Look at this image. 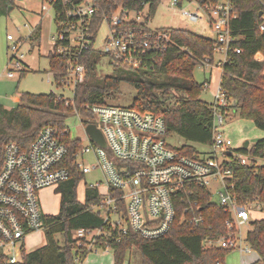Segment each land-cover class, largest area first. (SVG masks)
Instances as JSON below:
<instances>
[{"label":"built area","instance_id":"2783aa9c","mask_svg":"<svg viewBox=\"0 0 264 264\" xmlns=\"http://www.w3.org/2000/svg\"><path fill=\"white\" fill-rule=\"evenodd\" d=\"M42 1L41 14L48 15L52 11V17L49 18L55 26V33L49 37L52 44L50 53L68 58L62 89L71 88L72 93L76 85L83 83L86 78V68L80 62L85 52L102 54L111 67L122 66L136 70L147 62L148 56L164 53L170 47V36L166 30H152L147 24L142 32L129 27L130 23H144L141 16L144 11L137 15L118 12L111 17H103L100 27L106 22L108 33L99 50L94 46L97 33L92 32L98 11L97 0ZM170 6L180 7L181 4L178 0H171ZM200 9L206 13L207 24L213 39L218 43L216 52L224 54L223 62L228 52L240 53L232 46L234 39L229 30V22L237 16L233 6L229 2H222L215 7ZM181 16L190 23H197L201 19L198 12L187 10L181 11ZM263 29L264 23L260 27V30ZM33 32L34 28L29 36ZM6 40L12 43L9 46L12 52L9 61L13 60L12 68L6 76L13 78L15 72L24 69V55L20 52V43L14 41L11 35H7ZM211 64L210 59H205L202 65L208 67ZM58 98L64 99L67 106L73 104L72 99L60 95ZM211 105L214 116L211 150L209 154L199 153L196 157L186 156L178 148L167 144L165 120L159 115L112 105L86 107L93 120L90 124L99 129L109 150V153L105 152L85 133L88 145L81 146L74 155V166L82 176L97 167L104 175L102 192L100 182L88 188L97 189L102 198L90 210L101 211L107 230L74 232L87 251L111 250L109 245L102 247L97 242L101 236H113L115 243L131 234L147 241L166 236L175 220V204L178 201H182L187 214L183 221L197 227L202 223V216L197 213L195 191L204 189L228 219L225 221L227 233L215 239L205 238L203 248L238 249L240 254L253 252L248 244L243 249L237 244L240 241L238 229L251 225L254 214H264V202L256 199L240 204L230 193L234 176L232 163L246 166L250 164V159L232 157L233 144L224 134L226 118L222 112L229 102L220 84L213 93ZM63 133H69L67 127L64 131H58L46 126L40 130L28 149L13 142L3 147L0 169V255L7 257L8 264H22L23 246L16 248L17 245L29 234L44 231L40 193L51 188L56 190L70 178L68 149L60 140ZM227 152H231V155L227 156ZM89 153H93L97 161L93 167L84 166L77 160ZM218 154L229 160L218 162ZM8 248L18 250L8 255ZM75 261L79 263L80 258H75Z\"/></svg>","mask_w":264,"mask_h":264},{"label":"trees","instance_id":"16d2710c","mask_svg":"<svg viewBox=\"0 0 264 264\" xmlns=\"http://www.w3.org/2000/svg\"><path fill=\"white\" fill-rule=\"evenodd\" d=\"M178 1L180 4L195 2L200 8L215 7L222 2H229L233 6L237 16L229 22V30L234 39L232 46L240 53L230 51L226 61L218 63L222 70L219 84L229 102L222 112L226 121H249L256 129L264 131V29L260 30L264 23V0ZM159 4L160 0H97L98 11L92 32L97 33L105 16L111 17L118 12L137 15L146 9L144 23L128 24L130 28L142 32ZM14 7L15 0H0V18L6 17L9 9ZM37 30L40 28L36 27L35 35L39 34ZM158 30L167 31L170 47L164 53L148 56L147 62L136 70L115 66L119 68L116 74L100 77L96 69L103 58L102 54L94 51L83 53L80 62L86 68V78L76 85L72 105L67 106L66 101L54 93H24L14 108L6 109L0 105V169L6 143L13 142L28 149L46 126L64 131L69 112L73 111L88 118L84 125L90 124L91 116L86 107L107 105L108 100L116 98L123 82L129 83L136 91L129 108L163 117L167 136L175 134L188 144L178 148L182 154L196 157L199 153L194 145H210L213 109L210 103L200 99L208 82L198 85L192 73L205 59L212 62L218 43L213 38L188 30ZM47 59L54 85L62 88L68 58L49 53ZM63 134L60 140L68 149L70 178L55 190L60 196L58 214L42 217L45 246L28 254L22 251V264H78L75 261L77 257L81 263L91 251L79 247L74 251L77 241L72 239V233L78 230H107L101 211L90 210L93 204L102 199L97 189L87 187L84 202L77 199L78 184L83 176L74 166V155L81 148V143L73 139L70 133ZM248 148L238 151L247 155L250 164L240 166L232 163L234 176L230 193L240 204L256 199L264 202V166L256 165V160L264 161V138ZM195 192L197 213L202 216V223L197 227L183 221L187 214L182 201H178L175 204V220L166 236L147 241L131 234L119 243L112 240L113 236H101L97 242L102 247L110 246L114 264H122L133 247L141 255V264H224V258L231 250L217 247L204 249L202 243L205 238L215 239L227 233L225 221L228 216L212 202L204 189H196ZM251 226L246 243L264 264V218L254 220ZM57 235L64 240V245L55 239ZM0 264H8L6 256L0 255Z\"/></svg>","mask_w":264,"mask_h":264},{"label":"rangeland","instance_id":"374dc122","mask_svg":"<svg viewBox=\"0 0 264 264\" xmlns=\"http://www.w3.org/2000/svg\"><path fill=\"white\" fill-rule=\"evenodd\" d=\"M171 0H160V4L154 16L149 20L147 26L152 30L158 29H182L191 31L197 35L208 38L212 37V32L208 26V18L206 13L199 8L195 2L186 3L182 2L180 7H171ZM16 7L9 9L6 17L0 18V105L6 109H12L16 106V98L21 94L28 93L33 95H48L54 93L60 95L65 99H72V89L57 88L53 83V75L50 73L49 61L47 56L52 51V44L49 42L51 34L55 33V26L49 21L52 17V11L48 15L38 14V9L42 0H15ZM187 10L190 12H198L201 19L197 23H190L188 20L181 16V11ZM132 17L134 16L131 14ZM141 16L145 18L146 9ZM36 20H38L37 23ZM142 21V20H141ZM37 24V26H36ZM40 24V25H38ZM28 26V28H25ZM38 27L40 30L38 35L35 33L29 36L33 28ZM108 33V25L103 22L97 32L95 47L101 49L103 42ZM11 35L14 41L20 43V52L24 55L22 64L24 65L23 72H15L13 78H7V72L12 68L13 60L9 61L12 56L9 46L12 44L6 40V36ZM224 61V54L216 52L213 56L212 64L208 67L199 65L194 68L192 77L195 82L200 85L205 81L208 82L206 88L200 95V99L207 103L213 102V93L217 89L221 77L222 70L217 64ZM119 68L111 67L107 61L102 58L96 69L98 76L109 77L116 74ZM136 95L135 89L126 82L121 83L119 93L116 94L114 100H108L107 105L128 108L131 106L134 96ZM72 108V107H71ZM73 111V110H72ZM69 117L65 121V125L69 130L70 136L73 139L80 141L81 146L88 145L86 141V134L84 131V122L88 118H83L76 113L69 112ZM93 123V120H90ZM224 134L232 141L233 158L242 159L248 158L247 155L239 152L238 149L242 148L244 142L249 143L250 149L258 140L264 138V131L256 129L249 121L234 119L227 120L224 125ZM167 144L172 148H181L188 145L182 138L173 134L168 135L166 138ZM196 151L200 154H209L210 145H194ZM103 150L109 153L107 148ZM82 162L84 166L93 167L97 165L96 158L93 153L85 154L83 157L77 159ZM218 162L222 163L229 160L222 154L217 156ZM256 165L259 167L264 166L263 160H256ZM104 175L99 167L91 170L90 173L83 175L77 188L78 201L84 200V192L86 187L90 185H97L99 182L100 191H103ZM210 191L214 192L213 188ZM39 200L41 203L42 212L46 216L57 215L59 212L60 196L53 188L45 190L40 193ZM216 201V197L213 196ZM254 220L264 218V214L256 213L253 215ZM253 220V221H254ZM252 228L251 225H244L238 229L240 232V241L237 243L240 248H245L247 243L245 237ZM44 232V231H43ZM43 232L34 233L25 238L24 242L19 243L16 248L22 247L25 254L30 251L40 249L45 242ZM59 244L64 245V240L61 236H56ZM72 239L77 241L75 250L79 247V243L84 249V243L78 241L76 234L72 233ZM18 249H6L8 255H13ZM35 250V251H36ZM31 253V252H30ZM78 264H114V256L112 250L105 252L103 249H97L90 252L84 260ZM122 264H141V255L136 248H131ZM224 264H262L256 253H243L240 254L238 249L232 250L226 254Z\"/></svg>","mask_w":264,"mask_h":264},{"label":"water","instance_id":"95a60500","mask_svg":"<svg viewBox=\"0 0 264 264\" xmlns=\"http://www.w3.org/2000/svg\"><path fill=\"white\" fill-rule=\"evenodd\" d=\"M85 133L89 136L90 140L95 143L97 146H99L100 148H106V143L105 140L101 134V132L99 131V129H97V127L94 124H88L85 127ZM249 146V143L246 141L243 143L242 148L243 149H247ZM227 156L231 155V152H227L226 153Z\"/></svg>","mask_w":264,"mask_h":264},{"label":"crops","instance_id":"0c3cea01","mask_svg":"<svg viewBox=\"0 0 264 264\" xmlns=\"http://www.w3.org/2000/svg\"><path fill=\"white\" fill-rule=\"evenodd\" d=\"M40 6H41V3H40ZM38 14L40 15V16H42V14H41V12H40V7H39V9H38ZM49 21H50V18H49ZM38 22V20H36V22L35 23H37ZM38 25H40V24H38ZM36 26H37V24H36ZM36 26H35V28H34V32H33V34L35 33V30H36ZM32 34V35H33ZM212 37H213V35H212ZM217 67H218V64H217ZM220 82V81H219ZM16 103L18 104L19 103V97L18 98H16ZM16 104V105H17ZM36 233H39V232H36ZM44 233V232H43ZM32 234H34V233H32ZM32 234H29L28 236H30V235H32ZM27 236V237H28ZM45 236V235H44ZM25 240V239H24ZM24 242V241H23ZM45 244H46V239H45V242H44V244L42 245V246H40V248L41 247H43V246H45ZM37 249V248H36ZM36 249H34V250H32V251H30V252H33V251H35ZM22 250H23V248H22ZM29 252V253H30ZM254 253V252H253Z\"/></svg>","mask_w":264,"mask_h":264}]
</instances>
